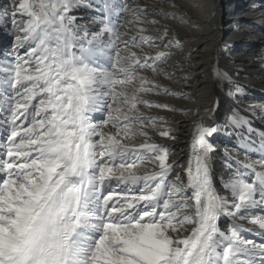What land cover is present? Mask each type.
<instances>
[{
	"label": "snow or ice",
	"instance_id": "obj_1",
	"mask_svg": "<svg viewBox=\"0 0 264 264\" xmlns=\"http://www.w3.org/2000/svg\"><path fill=\"white\" fill-rule=\"evenodd\" d=\"M121 13L135 34L120 31ZM154 15L169 14L115 0H0V264H264V215L253 212H264V133L258 148L239 145L243 159L225 150L221 192L218 101L193 121L186 164L145 129L178 139L140 107L175 111L147 99L174 94L144 73L174 78L163 65L181 47ZM213 74L232 80L218 65Z\"/></svg>",
	"mask_w": 264,
	"mask_h": 264
},
{
	"label": "bare ground",
	"instance_id": "obj_2",
	"mask_svg": "<svg viewBox=\"0 0 264 264\" xmlns=\"http://www.w3.org/2000/svg\"><path fill=\"white\" fill-rule=\"evenodd\" d=\"M99 3V0H97ZM116 3L135 7L147 5L149 9L161 10L169 15L149 16L160 21L170 34L181 41V47L163 70L174 78L144 73L150 79L158 81L174 94H149L147 99L153 103L167 104L175 111L160 108L141 110L146 116H162L169 122L167 126L175 129L177 140L171 141L158 135L148 124L145 129L157 143L171 146L173 155L170 160L186 164L192 135L193 121L203 116L215 102L219 107L214 110L213 123L224 129L223 134L211 138L216 151L212 153V177L215 187L223 192L220 177L227 179L231 169L227 168L224 152L229 155L245 157L241 144L254 142L258 148L260 133H264V0H115ZM175 5V7H173ZM79 14V10H78ZM174 14V18H173ZM121 32L129 36L139 27L134 18L126 13L119 14L114 21ZM90 28L95 25L89 24ZM146 27H153L147 25ZM225 44L228 50L225 51ZM139 51V49H136ZM151 51L150 49H146ZM232 76L216 77L213 66ZM244 71L233 76L236 68ZM240 85L245 94H233L236 85ZM224 86V89L222 88ZM235 115L246 121L240 127L229 123V117ZM158 126H162L159 125ZM110 127V126H109ZM251 128L253 131H249ZM2 138V137H0ZM144 137L138 136L136 143ZM247 158H260L258 151H250ZM149 167H153L149 165ZM177 172L184 175L183 168ZM186 179V177H185ZM117 193L119 189L116 190ZM256 215H264L260 209L253 210ZM244 228L255 227L249 221H239ZM228 220L222 219L221 226H227ZM248 238V233H244Z\"/></svg>",
	"mask_w": 264,
	"mask_h": 264
},
{
	"label": "rangeland",
	"instance_id": "obj_3",
	"mask_svg": "<svg viewBox=\"0 0 264 264\" xmlns=\"http://www.w3.org/2000/svg\"><path fill=\"white\" fill-rule=\"evenodd\" d=\"M222 88L224 89V86H222Z\"/></svg>",
	"mask_w": 264,
	"mask_h": 264
}]
</instances>
